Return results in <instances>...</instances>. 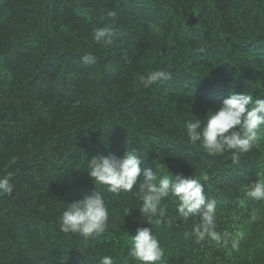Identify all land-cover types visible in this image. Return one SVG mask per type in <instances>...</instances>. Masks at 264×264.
<instances>
[{
    "label": "trees",
    "instance_id": "obj_1",
    "mask_svg": "<svg viewBox=\"0 0 264 264\" xmlns=\"http://www.w3.org/2000/svg\"><path fill=\"white\" fill-rule=\"evenodd\" d=\"M0 264H264V0H0Z\"/></svg>",
    "mask_w": 264,
    "mask_h": 264
},
{
    "label": "water",
    "instance_id": "obj_2",
    "mask_svg": "<svg viewBox=\"0 0 264 264\" xmlns=\"http://www.w3.org/2000/svg\"><path fill=\"white\" fill-rule=\"evenodd\" d=\"M197 24V18H195L193 15H191L190 17H189V19L187 20V25L189 26V27H193V26H195ZM163 52H164V49H163Z\"/></svg>",
    "mask_w": 264,
    "mask_h": 264
}]
</instances>
